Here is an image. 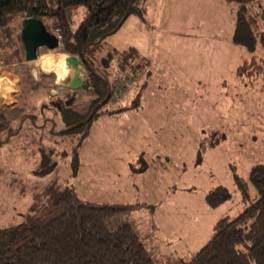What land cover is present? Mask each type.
I'll return each instance as SVG.
<instances>
[{"label": "rangeland", "instance_id": "1", "mask_svg": "<svg viewBox=\"0 0 264 264\" xmlns=\"http://www.w3.org/2000/svg\"><path fill=\"white\" fill-rule=\"evenodd\" d=\"M151 1L147 0V9ZM160 1L155 16L147 14L144 23L137 21L134 26L127 22L102 44L101 55L112 47L125 49L130 42L144 51L143 45L148 43V52L160 62L140 64L141 80L127 75L116 82L114 65L109 63L107 80L115 83L114 90L119 85L121 93L117 102L109 100L101 110L130 106L136 98L138 106L92 118L78 149L75 177H69V158L62 157L63 152L69 153L70 145L64 143L63 135L49 138L48 123L42 127L44 119L53 118L47 110L43 120H34L41 129L34 133L22 130L9 146L0 148V227L18 224L35 187L55 180L72 187L81 201L143 204L109 219L107 228L131 224L147 249L153 246L149 252L159 264H175L189 260L206 243L218 219H232L241 212L243 204L231 170L247 182L250 168L264 164V79L234 76L239 60L250 56L230 44L236 5L224 2L211 8L204 0L202 8L196 9L184 0ZM171 4L176 10L173 15L169 13ZM262 8L264 0L250 6L257 16ZM83 11L82 7L77 10L75 25ZM167 19L171 21L165 22ZM48 52L36 51L35 60L44 72L35 61L28 65L32 79L48 88L38 92L32 104L17 100L20 89L15 64L5 68L0 63V79L15 80L14 85L9 82L8 94L5 79L0 81V113L12 128L24 114H37L40 102L72 97L73 107L81 108L91 98L88 90L67 88L72 69L65 62L63 80H57L51 71L52 62H46L47 66L40 63ZM85 74L81 66L80 79L86 81ZM135 82L138 87L129 89ZM141 82L143 86H139ZM27 137L42 140L28 144ZM44 159H48L47 168L39 166ZM129 164L140 171L132 173ZM217 186L224 187L229 198L210 209L204 198Z\"/></svg>", "mask_w": 264, "mask_h": 264}, {"label": "trees", "instance_id": "2", "mask_svg": "<svg viewBox=\"0 0 264 264\" xmlns=\"http://www.w3.org/2000/svg\"><path fill=\"white\" fill-rule=\"evenodd\" d=\"M224 1L236 5L231 44L250 55L235 68L234 76L240 80L264 79V8L257 16L250 10L257 0ZM145 2L0 0V63L5 68L11 64L16 66L20 89L17 100L23 105L32 104L38 92L48 90L47 86H41L32 79L29 63H23L19 29L21 20L29 15L38 19L46 32L58 38L57 53L79 58L86 73L87 88L84 91L91 93V98L81 108L73 107L72 97H54L40 102L37 114H24L15 128L10 127V121L4 113H0V148L9 146L13 137L22 130L34 133L41 129L35 126L34 120H43V112L47 110L53 118L44 119L42 127L48 123L46 133L49 138L55 134L64 136V143L70 145V151L63 152L62 157L69 158V177L76 176L78 149L88 134L92 118L101 114L113 115L137 106L136 99L127 107L101 110L105 102L118 100L111 97L116 85L107 80L109 63H113L112 70L117 74L115 82L130 75L139 76L140 69V62H135L138 55L133 49L120 52L108 50L106 55L101 53L104 51V40L115 34L129 16L144 20ZM80 7L84 11L75 25ZM258 49L260 57L256 54ZM11 80L15 84V80ZM24 96L26 100H23ZM29 108L32 110L33 106ZM16 110L23 111V107ZM55 118H58V123ZM1 134L4 135L2 139ZM29 138L28 144L42 140L41 137L37 141ZM48 165V159L39 164L44 168ZM130 168L135 170L132 166ZM231 178L243 209L232 219L227 216L218 219L206 243L189 260L175 264H264V164L250 168L247 182L233 170ZM228 198L227 190L217 186L205 195L204 200L210 209H215ZM136 206L144 205L81 201L72 187L61 186L55 180L49 181L35 187L18 224L0 227V264H159L131 224H122L115 230L106 226L109 219Z\"/></svg>", "mask_w": 264, "mask_h": 264}, {"label": "water", "instance_id": "3", "mask_svg": "<svg viewBox=\"0 0 264 264\" xmlns=\"http://www.w3.org/2000/svg\"><path fill=\"white\" fill-rule=\"evenodd\" d=\"M19 41L23 50L24 63L35 61L38 49L53 51L59 47L58 38L46 32L43 24L30 15L20 22ZM64 62L72 69V76L67 83V88L70 91L86 89L85 81L80 79L81 63L79 58L66 56Z\"/></svg>", "mask_w": 264, "mask_h": 264}, {"label": "crops", "instance_id": "4", "mask_svg": "<svg viewBox=\"0 0 264 264\" xmlns=\"http://www.w3.org/2000/svg\"><path fill=\"white\" fill-rule=\"evenodd\" d=\"M187 4H191V5H193L196 9L198 8V9H200V8H202V6H201V4L204 2V0L203 1H201V0H192V2L190 1H188V0H184ZM160 0H152L151 1V5H150V8L149 9H147V0H146V2H145V15H144V20L143 21H140L138 18H136L135 17V19H133L134 17L133 16H129L126 20H125V22L122 24V26L119 28V30L124 26V24H126L127 22H129L131 25H133L134 26V24H135V22H140V23H144V21H145V16L147 15V14H151V15H153V16H155V14L157 13V11L159 12V10L157 9V6L158 5H160ZM224 2H227V1H224V0H205V3L206 4H208L209 5V7H211L212 8V6H215V7H217L218 5H219V3L220 4H223ZM174 6H172V4L170 5V9H169V13L171 14V15H173L174 13H175V11L176 10H174ZM134 20V21H133ZM169 21H171L170 19H167V20H165V22H169ZM118 30V31H119ZM117 31V32H118ZM232 34V33H231ZM180 35V34H179ZM182 36L184 35L185 36V34H181ZM230 39H231V36H230ZM160 44V42H158V45ZM230 44H231V40H230ZM232 45V44H231ZM143 46H145V50L143 51V50H139V45L137 44V43H135V42H130L129 44H127V47L125 48V49H123V48H120V49H117L116 47H112L111 48V50H114V51H118V52H120V51H124V50H127V49H133L136 53H137V55H138V58H137V60L135 61V62H140V64H142L143 62L145 63V65H146V63H148V62H160V58L158 57V56H151V54L148 52L149 51V47L151 46V44H144ZM232 46H234V45H232ZM234 47H238V46H234ZM158 48H159V46H158ZM238 48H240V47H238ZM242 49V48H241ZM149 53V54H148ZM249 55V54H248ZM239 61H242V60H239ZM240 63V62H239ZM35 64L38 66V68L42 71V72H44L45 70H43L40 66H39V64L36 62V60H35ZM145 67V66H144ZM149 66H147V69L149 70V68H148ZM156 67V66H155ZM158 67L160 68L161 67V65H158ZM154 69V68H153ZM153 69H151V70H153ZM51 71H53V70H51ZM143 69H142V67L140 66V69L138 70V72H139V79L141 80V78H142V74H143ZM54 72V71H53ZM55 73V76H56V79L57 80H63V77L65 76V70H62L60 73L59 72H54ZM150 73V72H149ZM149 73H147V74H149ZM161 74H163L162 72H161ZM147 78H148V76H146ZM3 79H5L4 81H3ZM0 81H3V85H4V89H5V93L6 94H8L9 93V91H10V84H9V82L11 83V84H13L14 85V83L12 82V80H11V78H9V77H6V78H2V79H0ZM4 82H7L8 84H6V83H4ZM144 82H141V84L139 85V86H143L144 84H143ZM135 84V85H134ZM133 84V86L132 87H130L129 89H133V88H137L138 87V84H139V82L137 83V85H136V82ZM11 87H13V86H11ZM13 89L14 88H12V91H13ZM138 97H139V94L137 95ZM137 99V98H136ZM137 106H138V101H137V104H136ZM136 106V107H137ZM130 166H132L131 164H129V167H128V169H129V171H131L132 173L133 172H136V173H138L140 170H131V168H130ZM133 167V166H132ZM149 245V244H148ZM152 249H153V246H151V248H150V250L152 251ZM149 250V251H150ZM150 251V252H151ZM153 252V251H152ZM155 254V253H154Z\"/></svg>", "mask_w": 264, "mask_h": 264}, {"label": "bare ground", "instance_id": "5", "mask_svg": "<svg viewBox=\"0 0 264 264\" xmlns=\"http://www.w3.org/2000/svg\"><path fill=\"white\" fill-rule=\"evenodd\" d=\"M40 59H41L40 63H42V65H44L46 62H47L46 64H50L51 65L50 62H52V70L54 72H59L60 73L62 70H64V66H65L64 65V59H65V56L63 54H53L52 52L49 51L47 54L42 56Z\"/></svg>", "mask_w": 264, "mask_h": 264}, {"label": "built area", "instance_id": "6", "mask_svg": "<svg viewBox=\"0 0 264 264\" xmlns=\"http://www.w3.org/2000/svg\"><path fill=\"white\" fill-rule=\"evenodd\" d=\"M117 87L118 89L114 90L111 94L112 99H116L118 95L121 93L120 86L118 85Z\"/></svg>", "mask_w": 264, "mask_h": 264}]
</instances>
